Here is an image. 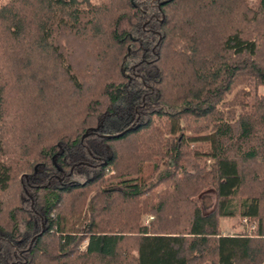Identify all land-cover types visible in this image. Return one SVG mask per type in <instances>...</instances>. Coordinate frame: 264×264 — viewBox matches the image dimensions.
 I'll list each match as a JSON object with an SVG mask.
<instances>
[{"label":"trees","instance_id":"16d2710c","mask_svg":"<svg viewBox=\"0 0 264 264\" xmlns=\"http://www.w3.org/2000/svg\"><path fill=\"white\" fill-rule=\"evenodd\" d=\"M260 87L264 0H0V264H264Z\"/></svg>","mask_w":264,"mask_h":264},{"label":"rangeland","instance_id":"374dc122","mask_svg":"<svg viewBox=\"0 0 264 264\" xmlns=\"http://www.w3.org/2000/svg\"><path fill=\"white\" fill-rule=\"evenodd\" d=\"M250 4H253L255 0H248ZM259 93L264 94V87L259 88ZM204 211H208L214 204V193L209 190L204 193L201 200ZM149 220L148 217H143V223ZM257 229L256 221L239 218H222L220 220V230L223 235H253ZM85 244L82 246L84 248Z\"/></svg>","mask_w":264,"mask_h":264},{"label":"water","instance_id":"95a60500","mask_svg":"<svg viewBox=\"0 0 264 264\" xmlns=\"http://www.w3.org/2000/svg\"><path fill=\"white\" fill-rule=\"evenodd\" d=\"M86 136H87V134H84V135L82 136V139H84Z\"/></svg>","mask_w":264,"mask_h":264}]
</instances>
